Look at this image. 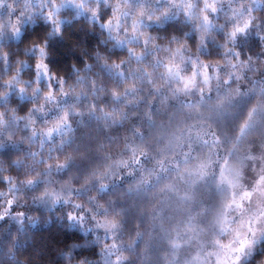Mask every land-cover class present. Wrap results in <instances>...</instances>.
I'll use <instances>...</instances> for the list:
<instances>
[{
  "label": "clouds",
  "instance_id": "1",
  "mask_svg": "<svg viewBox=\"0 0 264 264\" xmlns=\"http://www.w3.org/2000/svg\"><path fill=\"white\" fill-rule=\"evenodd\" d=\"M0 29V264H264V0H0Z\"/></svg>",
  "mask_w": 264,
  "mask_h": 264
},
{
  "label": "snow or ice",
  "instance_id": "2",
  "mask_svg": "<svg viewBox=\"0 0 264 264\" xmlns=\"http://www.w3.org/2000/svg\"><path fill=\"white\" fill-rule=\"evenodd\" d=\"M212 10L215 12V11H216L215 7H213ZM57 11H59V9H57ZM203 19H204V22H205V24H206V27H207L208 31H211L212 28H213V25H212L211 22L209 21V18L205 15ZM109 23H111V22L109 21ZM118 27H119V25H117V28H118ZM239 30H240V31H243V29H239ZM9 31H10V32L14 31V28H13V26H12L11 24L9 25ZM15 34H16V35H19V32H18V31H15ZM4 35H5V33L3 32L2 29H0V40L3 39ZM117 43L124 44L125 41L117 40ZM127 43L131 44L132 41H128ZM145 44H147V41H145ZM41 54L43 55V52H42ZM2 59H3L5 62H7V61H8V57H7V55H5ZM36 67H37V69H41V68H42V69L44 70L45 73L47 72V65H46V64H37ZM168 73H169V76H171V77H175V76H177V75L179 74V66H178V65H177V66L169 65V67H168ZM15 82H16V83H19V80L17 79ZM191 83H192L191 80L186 81V82H185V89H187V88L191 85ZM6 87H7L8 89H11L12 87H14L13 82H9V83L6 85ZM20 91L23 92V89H21ZM5 99H6V98H5ZM49 99H51V96H49ZM65 119H67V116H65ZM0 123H3V122L0 121ZM49 131H51V130H49ZM241 250H242V249H241ZM226 258H227V256L225 255V257L221 259V264H225V262H226Z\"/></svg>",
  "mask_w": 264,
  "mask_h": 264
}]
</instances>
